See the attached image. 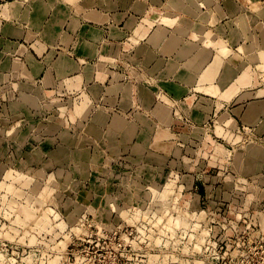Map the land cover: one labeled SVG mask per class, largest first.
Wrapping results in <instances>:
<instances>
[{
    "label": "crops",
    "instance_id": "obj_1",
    "mask_svg": "<svg viewBox=\"0 0 264 264\" xmlns=\"http://www.w3.org/2000/svg\"><path fill=\"white\" fill-rule=\"evenodd\" d=\"M261 3L0 0V108L48 110L79 170L90 155L264 191Z\"/></svg>",
    "mask_w": 264,
    "mask_h": 264
},
{
    "label": "rangeland",
    "instance_id": "obj_2",
    "mask_svg": "<svg viewBox=\"0 0 264 264\" xmlns=\"http://www.w3.org/2000/svg\"><path fill=\"white\" fill-rule=\"evenodd\" d=\"M12 112L0 108V264H264L262 189L200 193L172 167L90 155L79 170L47 139L48 110Z\"/></svg>",
    "mask_w": 264,
    "mask_h": 264
}]
</instances>
